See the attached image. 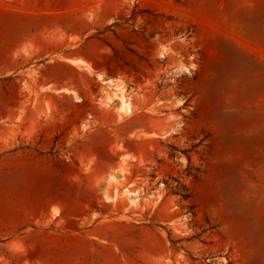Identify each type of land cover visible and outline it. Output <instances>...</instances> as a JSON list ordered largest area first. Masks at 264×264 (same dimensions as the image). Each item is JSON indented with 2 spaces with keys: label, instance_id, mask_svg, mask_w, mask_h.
Returning a JSON list of instances; mask_svg holds the SVG:
<instances>
[{
  "label": "rangeland",
  "instance_id": "rangeland-1",
  "mask_svg": "<svg viewBox=\"0 0 264 264\" xmlns=\"http://www.w3.org/2000/svg\"><path fill=\"white\" fill-rule=\"evenodd\" d=\"M58 17L79 20L88 74L125 81L126 115L116 118L108 97L106 139L97 130L106 101L82 74L80 129L47 140L39 185L0 172V216L23 201L27 218L46 217L44 264H135L143 225L160 227L169 245L148 264H264V0H64ZM42 110L72 121L66 103L45 98ZM107 145L111 155L96 154ZM142 189L155 196L148 209L133 200Z\"/></svg>",
  "mask_w": 264,
  "mask_h": 264
},
{
  "label": "crops",
  "instance_id": "crops-1",
  "mask_svg": "<svg viewBox=\"0 0 264 264\" xmlns=\"http://www.w3.org/2000/svg\"><path fill=\"white\" fill-rule=\"evenodd\" d=\"M63 9L64 0H0V172H14L15 176H20L18 181L23 185H27L24 182L27 180L31 185L40 184L41 172L49 163L48 139H63L66 130L74 136L80 129L81 77L89 70L79 47V20L66 25L58 17ZM66 32L70 35L67 41ZM50 69L60 71L57 73L60 78H46ZM94 71L88 74L89 78L98 84V100L106 101L107 106L105 126L97 130H102L108 139V97L114 98L113 104L117 106L114 116L126 115L121 109V97L126 99L127 85L117 76L102 70ZM65 73L71 78L66 80ZM29 76H33L34 81ZM34 94L37 96L35 101ZM45 98H51L62 106L66 103L71 108L72 121L66 122L59 113L57 116L43 113ZM133 104L131 99V108ZM20 108L24 111L18 114ZM31 124L38 129H31ZM53 124L52 129L56 130L49 129ZM55 147L53 151L62 156L60 163L58 158L57 165L63 168L65 146L63 143L59 146L57 141ZM112 153L108 145L96 151L98 155ZM72 162L75 164L74 160ZM104 163L108 166V177L102 185L107 188L105 204L109 206L114 200L110 174L113 163L108 158ZM116 165L121 166V163ZM117 180L123 179L118 177ZM138 185L146 186V183L139 182ZM154 197L142 189L133 200L148 209L154 203ZM25 209L26 203L20 201L13 216H0V264H44L40 236L46 231L43 227L46 217L27 218ZM35 209L40 211L41 207ZM139 229L146 233L144 245L147 247L141 250L142 260L135 264H148L149 260L169 250L168 240L160 227L143 225ZM61 241H64L63 237ZM112 243L108 239L109 253L112 252ZM115 245L118 259L125 261L126 251L122 250L120 243Z\"/></svg>",
  "mask_w": 264,
  "mask_h": 264
},
{
  "label": "bare ground",
  "instance_id": "bare-ground-1",
  "mask_svg": "<svg viewBox=\"0 0 264 264\" xmlns=\"http://www.w3.org/2000/svg\"><path fill=\"white\" fill-rule=\"evenodd\" d=\"M123 108H125L126 110H128V105H127V103H123Z\"/></svg>",
  "mask_w": 264,
  "mask_h": 264
}]
</instances>
